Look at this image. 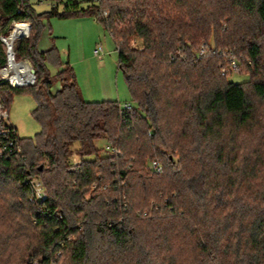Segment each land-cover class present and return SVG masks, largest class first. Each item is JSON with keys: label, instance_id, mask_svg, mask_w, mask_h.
<instances>
[{"label": "trees", "instance_id": "16d2710c", "mask_svg": "<svg viewBox=\"0 0 264 264\" xmlns=\"http://www.w3.org/2000/svg\"><path fill=\"white\" fill-rule=\"evenodd\" d=\"M47 1L37 13L28 0H0V35L30 23L14 51L36 76L0 83V97L8 107L30 93L41 125L32 138L12 125L21 151L0 155V264H264V0ZM85 15L116 44L130 111L84 100L54 44L38 48L44 21ZM240 50L247 80L233 82ZM47 61L61 66L54 76ZM154 155L160 173L144 169ZM31 177L45 200H29Z\"/></svg>", "mask_w": 264, "mask_h": 264}, {"label": "crops", "instance_id": "0c3cea01", "mask_svg": "<svg viewBox=\"0 0 264 264\" xmlns=\"http://www.w3.org/2000/svg\"><path fill=\"white\" fill-rule=\"evenodd\" d=\"M74 1L79 2L81 5H86L90 0ZM57 19L61 21H55L52 26L53 29H57L58 27V36L66 37L71 31L78 38V43L74 51L71 50L70 45H67V48L63 46L59 47V49L62 60L66 58V62L73 68L75 79L83 99L90 102L113 100L121 104L120 101L123 99L125 93V89H123L124 85H121L122 83L118 75L116 72L114 73L113 68L107 63V59L105 58L106 52L103 53L102 51L100 57L93 53L94 48L98 44L101 47L100 43L102 40L100 38L98 40L96 39V36L102 33L101 30H104V41H107L106 35L108 34L110 36V34L91 16L70 17L65 18V20ZM44 24L45 27L38 42V48L40 50L48 48L53 43V39L48 37L51 31V25H48V21H44ZM101 50L103 49L101 48ZM82 67L84 68V72L80 75L79 71ZM112 73H114V78ZM122 101H124L123 103L127 102L125 99Z\"/></svg>", "mask_w": 264, "mask_h": 264}, {"label": "built area", "instance_id": "2783aa9c", "mask_svg": "<svg viewBox=\"0 0 264 264\" xmlns=\"http://www.w3.org/2000/svg\"><path fill=\"white\" fill-rule=\"evenodd\" d=\"M106 13L104 12L103 15ZM30 23L25 20L11 21L8 32L0 35V46L4 53V63L0 65V83L5 82L10 87H25L32 86L36 83V76L33 65L26 59H17L14 51V44L18 39L26 38L30 32ZM13 35V36H12ZM208 47L202 43L196 48L198 56L205 55L208 52ZM94 55L100 57L102 50L98 44L94 50ZM229 69L238 72V66L235 61L231 60ZM226 70L221 69V74ZM132 104L125 102L119 105L120 113L130 111ZM16 131L12 128L9 122L8 107L4 99L0 97V136L4 139L0 142V155H10L12 152L19 153L21 148L15 137ZM104 149L114 155H119V150L111 144H106ZM80 163V158L76 153L70 156L69 164L75 166ZM150 168L157 173L163 170L162 164L153 159L150 161ZM28 186L30 190L29 200L32 202L42 201L47 198L46 189L42 181L38 177H31L28 179Z\"/></svg>", "mask_w": 264, "mask_h": 264}, {"label": "rangeland", "instance_id": "374dc122", "mask_svg": "<svg viewBox=\"0 0 264 264\" xmlns=\"http://www.w3.org/2000/svg\"><path fill=\"white\" fill-rule=\"evenodd\" d=\"M28 1L31 4L34 11L37 13H42V12L48 11L51 8V4L47 0H28ZM58 10L61 11L60 6L58 7ZM63 20H65V19H63ZM55 21L57 22V21H61V20H58L56 17H51L48 19V25L49 26L51 25L50 26L51 31H50V34L48 37L53 39V44L58 50L60 61L66 62L67 61L66 58L62 60L59 47L63 46L64 48H67V45H70L71 50L74 51V49L76 48L77 43H78V38L71 31L69 32V35L66 37L65 36L64 37L58 36L57 35L58 34L57 32H59L58 27H57V29H53V26H52V24ZM248 21L250 23L253 22V20H250V19H248ZM101 31H102V33L99 36H96V39L98 40L100 38L102 40L100 44H101V48L103 49L102 50L103 53L106 52L105 58L107 59V63L109 64V66H111L113 68L114 73L116 72V74L118 75V78H119L120 82L122 83L121 85H124L123 89H125V93H124L123 99H121L120 102L122 104L124 102L122 100L125 99L127 102L131 103L132 105H135L130 100V95H129V92L127 91V88H126L123 73L121 70H119L117 68V51L115 50V44L111 40V38L108 34L106 35L107 41H104V38H103L104 37V30H101ZM209 42L212 43L213 40L210 38ZM261 43L263 44L262 46H263V53H264V40ZM131 45H135L134 41H131ZM107 53H109V54H107ZM238 53H239L238 57L242 63V67L240 68V70L238 72L233 71L229 75L228 79L230 81H233V82H242V81L247 80V75L243 74V72L245 73V71H247V67L245 65L246 60H247V56H246L245 52L242 50L238 51ZM262 58L264 60V54H263ZM45 66H46V69L48 70V72L51 76H54L61 68L60 65H55L54 63H51L48 61L45 63ZM82 68H80V71H79L80 75L83 74V72H84V68H83V70H82ZM114 73H112L113 78H114ZM35 106H36V102L30 93L25 92V93L13 94L12 99L8 105V117H9V122L16 128L17 134L20 137L32 138L35 136V134H37L38 132L41 131L40 123L37 120H35V118L32 115V111L35 108ZM95 144L99 148H104V146L106 145V141L104 139H98L97 141H95ZM160 153L164 156L168 155L171 157L170 149L160 148ZM173 158L176 161L177 155L174 154ZM153 159H156L161 164H163V159L159 155H154L152 157L147 158V162L144 166L145 170L148 169V171H149L150 161ZM46 193H47V190H46ZM47 195H48V193H47ZM151 202L154 203V200H151L150 203ZM155 203H156V201H155ZM144 209H146V208H144Z\"/></svg>", "mask_w": 264, "mask_h": 264}, {"label": "bare ground", "instance_id": "6f19581e", "mask_svg": "<svg viewBox=\"0 0 264 264\" xmlns=\"http://www.w3.org/2000/svg\"><path fill=\"white\" fill-rule=\"evenodd\" d=\"M13 36V35H12Z\"/></svg>", "mask_w": 264, "mask_h": 264}]
</instances>
